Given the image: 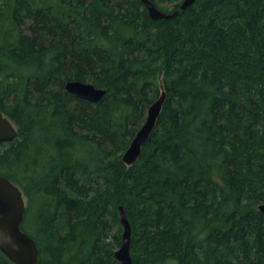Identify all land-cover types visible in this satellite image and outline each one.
<instances>
[{"label": "trees", "instance_id": "trees-1", "mask_svg": "<svg viewBox=\"0 0 264 264\" xmlns=\"http://www.w3.org/2000/svg\"><path fill=\"white\" fill-rule=\"evenodd\" d=\"M0 113L38 264H121L120 208L132 264H264V0H0Z\"/></svg>", "mask_w": 264, "mask_h": 264}, {"label": "water", "instance_id": "water-1", "mask_svg": "<svg viewBox=\"0 0 264 264\" xmlns=\"http://www.w3.org/2000/svg\"><path fill=\"white\" fill-rule=\"evenodd\" d=\"M139 1L146 8L150 19L158 21L173 19L193 6L196 0H183L178 10L171 14L159 11L149 0ZM65 90L76 98L89 103L99 102L105 94L104 90L95 89L90 84L76 81L67 82ZM164 101L165 94L162 93L148 108L143 125L122 155V162L126 166H131L137 162L141 149L156 127ZM16 137L15 127L0 113V146L11 143ZM258 210L264 214V205H260ZM119 211L122 236L121 245L114 256L121 264H132L130 257L131 228L122 208ZM24 213L25 199L22 192L7 178L0 176V252L13 264H38V249L35 242L21 229Z\"/></svg>", "mask_w": 264, "mask_h": 264}, {"label": "rangeland", "instance_id": "rangeland-1", "mask_svg": "<svg viewBox=\"0 0 264 264\" xmlns=\"http://www.w3.org/2000/svg\"><path fill=\"white\" fill-rule=\"evenodd\" d=\"M164 7L167 8V7H169V6H168V5H165Z\"/></svg>", "mask_w": 264, "mask_h": 264}, {"label": "bare ground", "instance_id": "bare-ground-1", "mask_svg": "<svg viewBox=\"0 0 264 264\" xmlns=\"http://www.w3.org/2000/svg\"><path fill=\"white\" fill-rule=\"evenodd\" d=\"M260 212V211H259Z\"/></svg>", "mask_w": 264, "mask_h": 264}]
</instances>
